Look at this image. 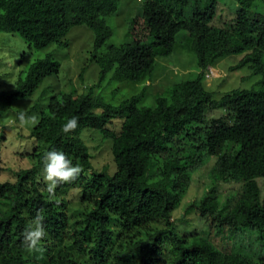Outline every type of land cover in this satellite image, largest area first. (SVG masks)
Masks as SVG:
<instances>
[{
  "label": "trees",
  "instance_id": "1",
  "mask_svg": "<svg viewBox=\"0 0 264 264\" xmlns=\"http://www.w3.org/2000/svg\"><path fill=\"white\" fill-rule=\"evenodd\" d=\"M219 1L144 0L131 23V42L107 44L114 30L106 18L118 12L121 0H0V32L18 35L33 49L68 46L73 27L92 29L91 61L100 68L98 83L85 93L62 92L25 112L39 116L30 135L39 145L29 154L30 168L11 170L14 179L0 181V264H264V15L254 10L257 0H230L236 5L232 16L220 15L215 24L223 11ZM185 40L197 58L194 79L158 94L152 106L145 105L146 87L116 104L103 97L105 84L151 77L157 60L171 57ZM231 55L242 56L231 71L247 69L251 74L244 81L260 80L217 98L206 87L207 74ZM60 70L51 56L35 61L15 90L0 89V111L31 97ZM217 111L223 115L209 118ZM73 116L77 129L63 133ZM86 130L110 140L114 171L93 167L82 138ZM4 140L3 132L0 163ZM53 149L83 168L77 180L57 188L58 206L43 181L42 158ZM213 160L210 184L190 211L217 235H181L173 213L193 175ZM227 184L238 185V193L225 195ZM73 189L80 190V205L71 213L67 195ZM41 210L47 233L43 251L29 253L23 232ZM161 220L165 228L126 241ZM249 234L258 244L256 254L230 246L231 238Z\"/></svg>",
  "mask_w": 264,
  "mask_h": 264
},
{
  "label": "rangeland",
  "instance_id": "2",
  "mask_svg": "<svg viewBox=\"0 0 264 264\" xmlns=\"http://www.w3.org/2000/svg\"><path fill=\"white\" fill-rule=\"evenodd\" d=\"M144 0H121L118 12L106 18L107 23L113 28L114 34L107 44H122L131 42L134 38L131 33L132 20L138 15L139 8ZM220 9H223L215 19V24L220 21L219 16L223 15V20L232 16V9L236 7L230 0H220ZM255 11L264 15V0H257ZM68 46L61 44H51L48 47L37 50L30 46L18 35L14 33L0 32V89L3 91L15 90L22 81L25 80L30 66L37 60L51 56L60 62L61 70L59 74L46 77L35 93L28 98L16 100L11 110L0 111V133H5V140L2 142V161L0 163V181L13 180L11 170L19 171L32 166L29 154L35 145H39L30 137L32 126L20 127L17 120V113L20 111H30L39 104L46 105L53 95L75 90L77 94L85 93L90 86L96 85L99 80L100 68L91 61L94 50L95 32L86 26L73 27L66 37ZM242 56L231 55L220 60L210 69L206 79V87L215 93L217 98L236 89H249L260 80L254 77L244 81L242 77L251 73L247 69L231 71L232 66L238 64ZM83 70H85L83 72ZM199 72L196 55L192 52L190 41L177 46L174 54L166 59H158L156 70L151 75H146L141 82L123 81L119 83L105 84L101 94L107 102L116 104L125 98L138 94L144 87L147 88L145 105H154L155 97L158 94L167 95L170 89L177 83L194 79ZM83 74V78L81 75ZM97 91V90H96ZM223 112L217 111L209 114V118H217ZM115 125V124H114ZM119 122L113 129L118 130ZM3 131V132H2ZM84 131L82 138L89 147L91 162L96 170L102 171L107 168L110 172L115 170V163L110 153V140L97 139L95 133ZM99 135L98 133H96ZM96 140H98L96 142ZM108 142V143H107ZM215 160L211 161L207 167L200 168L193 177L187 195L182 201V205L173 213L178 231L181 235L197 233L204 237H215L217 232L210 230L209 223L199 215L190 211V205L200 198L204 189L210 184V171ZM262 179L260 182L262 183ZM239 186L227 184L222 186L225 195L230 192L237 194ZM264 191V187H263ZM69 207L72 210L80 205V190L73 189L68 195ZM166 222L161 220L152 223L146 230L133 233L126 238L127 242H135L142 238H147V233L165 228ZM149 231V232H148ZM253 237V240L246 238ZM230 246L234 249H241L243 254L253 255L257 252L258 244L255 237L249 234L231 238ZM228 243V242H227ZM117 249H120L117 247Z\"/></svg>",
  "mask_w": 264,
  "mask_h": 264
},
{
  "label": "clouds",
  "instance_id": "3",
  "mask_svg": "<svg viewBox=\"0 0 264 264\" xmlns=\"http://www.w3.org/2000/svg\"><path fill=\"white\" fill-rule=\"evenodd\" d=\"M17 119L20 127H35L40 123L37 114L29 116L24 111L18 113ZM78 123V118L73 116L63 125L62 132L65 134L74 132L78 127ZM42 162L44 165L43 181L46 185L48 198L58 206L60 201L56 198L57 188L62 184H69L77 180L83 172V168L78 163L74 165L73 161L63 151L55 149L45 151ZM43 221L44 216L41 210L37 212L34 219L23 232L22 243L29 253L43 251L42 241L47 235Z\"/></svg>",
  "mask_w": 264,
  "mask_h": 264
}]
</instances>
